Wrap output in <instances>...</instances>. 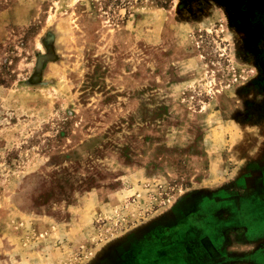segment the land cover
Returning a JSON list of instances; mask_svg holds the SVG:
<instances>
[{
  "label": "rangeland",
  "instance_id": "obj_1",
  "mask_svg": "<svg viewBox=\"0 0 264 264\" xmlns=\"http://www.w3.org/2000/svg\"><path fill=\"white\" fill-rule=\"evenodd\" d=\"M154 223L163 256L264 264V0H0V264Z\"/></svg>",
  "mask_w": 264,
  "mask_h": 264
},
{
  "label": "crops",
  "instance_id": "obj_2",
  "mask_svg": "<svg viewBox=\"0 0 264 264\" xmlns=\"http://www.w3.org/2000/svg\"><path fill=\"white\" fill-rule=\"evenodd\" d=\"M154 225H144L124 234L108 250L109 254L98 255L91 264H185L181 256L166 257L159 253L165 248V242L159 238L160 231ZM149 227L151 235L144 234ZM170 247L173 245L167 248Z\"/></svg>",
  "mask_w": 264,
  "mask_h": 264
}]
</instances>
